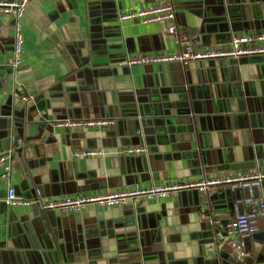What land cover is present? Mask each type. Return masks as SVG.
<instances>
[{
    "label": "crops",
    "instance_id": "1",
    "mask_svg": "<svg viewBox=\"0 0 264 264\" xmlns=\"http://www.w3.org/2000/svg\"><path fill=\"white\" fill-rule=\"evenodd\" d=\"M162 3L174 4L177 26L197 49L264 32V0H30L23 62L14 68V22L0 13V153H14L9 181L0 167V264H223L225 246L264 264L259 235L232 226L242 211L225 201L228 185L212 188L201 204V193L192 198L183 191L138 206L53 210V217L40 206L43 199L264 170V55L119 65L137 55L180 51L159 24L120 19L130 9ZM218 102L228 113L217 123L204 110ZM65 117L116 124L78 129L87 147L76 149L58 123ZM9 131L18 133L15 140ZM125 146L148 151L120 154ZM84 149L104 155L74 156ZM9 186L38 203L9 207ZM207 206L226 223L228 237L219 242L200 212ZM256 214L257 233H264V206ZM138 216L144 241L141 232L132 235Z\"/></svg>",
    "mask_w": 264,
    "mask_h": 264
},
{
    "label": "built area",
    "instance_id": "2",
    "mask_svg": "<svg viewBox=\"0 0 264 264\" xmlns=\"http://www.w3.org/2000/svg\"><path fill=\"white\" fill-rule=\"evenodd\" d=\"M30 0H0V13L10 16L14 22V48L11 65L18 68L23 62L24 34L23 20ZM121 20L139 19L144 23L159 24L165 32L173 37L179 46L178 53L145 54L127 58L119 62L120 66L131 67L134 65L160 64L168 62H182L188 64L191 61H209L217 59H239L245 56L264 55V32L248 33L234 36L227 47H215L197 49L192 38L176 24V8L172 3L151 4L144 7H136L123 12ZM59 125L72 130L83 128H107L115 126L116 120L112 118L89 120H60ZM148 151L146 146H125L119 151L123 155H142ZM104 153L98 149L77 150L75 157H100ZM14 153L12 151L0 153L1 179L9 181L13 172ZM264 180V170L232 176H220L204 178L200 180H183L178 182L153 184L150 187H135L117 190H108L87 195L67 196L61 199L41 200L40 206L46 211L58 210L63 213H83L88 206L97 205L103 207H117L132 204L138 206L141 203L163 200L177 196L183 191L198 190L202 195L208 194L212 188L220 185H230L234 188L248 189L250 192L260 186ZM5 203L9 207L32 206L37 200L26 199L20 196L14 186H9ZM251 205V212L238 214L232 224L233 228L243 235H253L259 231L256 220L255 198L245 199ZM264 204H261L263 207ZM236 246V244H233Z\"/></svg>",
    "mask_w": 264,
    "mask_h": 264
},
{
    "label": "water",
    "instance_id": "3",
    "mask_svg": "<svg viewBox=\"0 0 264 264\" xmlns=\"http://www.w3.org/2000/svg\"><path fill=\"white\" fill-rule=\"evenodd\" d=\"M232 111V110H231ZM205 113H207L208 115H212L211 116V119L212 121H216L217 123L218 122H223V117H225V115L223 116L222 114H227V110H226V106L224 104V102H218V103H212V106L210 107V109H206L204 110ZM218 114L219 116H214ZM62 119V118H61ZM68 119V117L64 118V120ZM207 119L209 120L208 116H207ZM225 119V118H224ZM22 123V122H21ZM221 127V129H227V124L224 123V126L223 124L221 123L219 125ZM21 129V132H20V138L22 140H24V130L23 128H19ZM69 133H70V136L71 138L73 139V145L76 149H81V148H86L87 147V140L86 139V134L85 133H81L77 130H72V129H68ZM72 130V131H70ZM9 136L15 140V137H17L18 133H14L13 131H9L8 132ZM18 140V139H17ZM141 160H143V163H144V170L143 171H146L148 172L149 169L145 166V160H147V157H142L141 156ZM151 170L152 171H155V169L153 168V166L151 167ZM229 187L226 188V191H225V201L228 202L232 207L233 210H240V212L242 211L243 213V210L245 208H249L251 210V205H249L248 203L245 202V199H248L249 197L253 196L255 198V202H254V205H255V209L257 208H261V204H264V198L263 196L261 195V190H262V193L264 194V180H262L261 184L259 187L257 188H254L252 192H250V190L248 189H239V188H234L232 189L230 185H228ZM193 192V193H192ZM190 196L193 198V194H200V192L198 190H191L190 191ZM205 195H201V197L198 198V201L199 203L201 204V202H203L205 200ZM210 200H212L213 198H209ZM200 212L204 213L205 214V218L207 219L205 224L207 226V229L210 230L212 232V235H213V238H214V241L216 242H219V238H225V237H228V230L226 229L225 227V224L223 221L221 220H217L216 219V216H217V213L215 211H213L212 208H210L209 206L207 207H204V208H200ZM51 215V217H53V215H55V211H52L49 213V216ZM50 217V218H51ZM51 221L54 222L51 218ZM136 221H137V229H138V232H134L132 233V235H137L139 234V232L145 230L144 227H143V221H142V217L141 216H138L136 218ZM151 224V223H150ZM156 226H153L151 227V229H155ZM220 230H222V232H225L226 231V234H222L220 232ZM141 236V238H143V241H144V238H145V233L141 232V234H139ZM259 235V238L260 240L263 242L264 241V233H255L253 234V236H258ZM219 253L223 259V264H252L251 262H249V259L245 256V254L243 253L242 255L238 254L235 250H231V251H227L226 250V246L224 247L223 250H219ZM254 259V257H253ZM256 259V258H255ZM259 261L255 264H258Z\"/></svg>",
    "mask_w": 264,
    "mask_h": 264
}]
</instances>
